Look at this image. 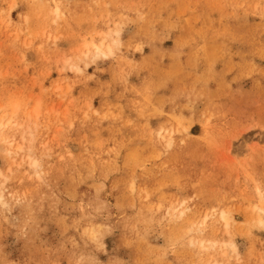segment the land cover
<instances>
[{
  "label": "rangeland",
  "instance_id": "rangeland-1",
  "mask_svg": "<svg viewBox=\"0 0 264 264\" xmlns=\"http://www.w3.org/2000/svg\"><path fill=\"white\" fill-rule=\"evenodd\" d=\"M0 124V264H264V0H0Z\"/></svg>",
  "mask_w": 264,
  "mask_h": 264
},
{
  "label": "bare ground",
  "instance_id": "bare-ground-1",
  "mask_svg": "<svg viewBox=\"0 0 264 264\" xmlns=\"http://www.w3.org/2000/svg\"><path fill=\"white\" fill-rule=\"evenodd\" d=\"M91 50H93L95 54L102 55V56L105 55V54L111 55V53H112V51H111L112 49L109 46H107L104 42H102L99 46L93 45L90 48H87L88 52H91ZM2 128H3V125L0 124V132H1ZM4 146H6L5 143L0 144V148L4 149ZM10 148H11V146H10V144H8V147L6 146V150L5 151L8 152V149H10ZM2 198L3 197H2V194L0 192V203L2 202ZM262 214H263V211H260L259 215H262ZM206 220H207V218L204 219V222ZM218 220H219V223L221 224L222 228L224 230H228V226H229V223H230V219H229L228 215L226 213H224V212L219 213L218 214ZM258 223H259L258 225H260L262 227L263 224H264V220L261 219V220L258 221ZM195 244L203 251H215V252H218L219 254H222L223 256H225L224 253L226 252V250H230L232 253H236L237 252L236 246L234 244H232V243L231 244H227V245H220L217 242L201 241V242H197V243L195 242ZM214 264H216V263L214 262Z\"/></svg>",
  "mask_w": 264,
  "mask_h": 264
}]
</instances>
